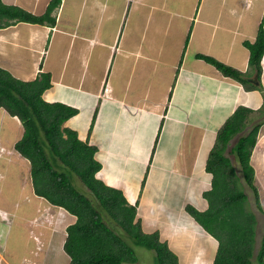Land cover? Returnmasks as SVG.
<instances>
[{
    "label": "crops",
    "instance_id": "1",
    "mask_svg": "<svg viewBox=\"0 0 264 264\" xmlns=\"http://www.w3.org/2000/svg\"><path fill=\"white\" fill-rule=\"evenodd\" d=\"M1 1L41 15L51 0ZM50 15L53 20L42 22L5 19L0 67L22 80L48 73L42 98L75 110L62 127L95 148V176L123 191L143 231H158L178 264H213L218 240L185 206H208L203 193L212 175L205 167L224 121L238 106L264 109V52L258 72L248 44L261 24L264 31V0H59ZM202 55L242 72L246 82L225 76ZM22 134L19 118L0 108V167L9 153L16 173L27 170L29 183V161L14 148ZM262 142L259 137L250 155L255 185L264 176ZM260 187L264 206V180ZM28 188L19 207L33 208L26 215L30 226L38 211L56 207L34 193L32 182ZM64 212V222H75ZM68 224L32 225L35 232L23 234L18 254L3 241L0 264H27L25 258L69 264L63 248Z\"/></svg>",
    "mask_w": 264,
    "mask_h": 264
},
{
    "label": "trees",
    "instance_id": "2",
    "mask_svg": "<svg viewBox=\"0 0 264 264\" xmlns=\"http://www.w3.org/2000/svg\"><path fill=\"white\" fill-rule=\"evenodd\" d=\"M58 3L59 0H51L43 14L35 15L0 0V25L7 24L9 19L28 22L53 20L50 14ZM248 44L250 65L260 72V58L264 52L262 24L256 41ZM201 57L225 76L246 82L242 72L212 57ZM48 86V73H41L32 80H22L0 67V108L17 116L22 123L23 134L14 148L29 161L34 193L76 216L75 222L66 227L63 243L64 251L70 257L69 264L135 263L137 256L128 243L130 241L153 250L156 264H178L177 255L166 242L160 240L158 231H143L141 220L136 217L137 209L128 203L123 191L95 176L100 167L94 158L95 148L78 139L75 131L62 127L75 110L60 102L44 100L42 92ZM252 111L238 106L216 133L205 167L212 174L211 188L203 193L208 202L207 208L199 211L192 205L185 206L186 211L218 240L213 264H250L253 254L257 220L246 205L247 196L240 188L234 165L225 154L229 140L249 123ZM259 127L260 123H255L247 134L238 136L229 149V153L240 163L245 181L253 188L257 204L258 191L253 184L250 155ZM47 151L79 176L93 193L95 202L74 186L69 170L57 168ZM119 227L131 238L130 241L118 233ZM256 257L259 264H264V233Z\"/></svg>",
    "mask_w": 264,
    "mask_h": 264
},
{
    "label": "rangeland",
    "instance_id": "3",
    "mask_svg": "<svg viewBox=\"0 0 264 264\" xmlns=\"http://www.w3.org/2000/svg\"><path fill=\"white\" fill-rule=\"evenodd\" d=\"M250 113L251 115H249V119H248L249 123L238 134H236L234 137H232L229 140L225 148L226 149L225 154H227V156L230 159V162L234 165L236 177L239 179L238 182L242 190L247 195L246 205L249 208V211H252L254 216H256L257 218L255 224V230H254V235L256 234L255 243L253 242L254 244L251 251L254 254L253 256L250 257V263L252 260L253 262L252 264H259L256 260L257 257L255 252L258 253V250L261 245L262 236L264 233V206L261 205L259 197H258L259 204L257 205L255 204L256 197L253 188L251 190L247 182L245 183V178L243 176V170L240 163L236 161L234 155L229 153L230 147L235 143L238 136L247 134V132L253 127L255 123H260L256 140H258V138L260 137V140L263 141L259 145V147L262 149L259 151L258 154L260 155V157H262V160H264V109H262V107L259 109H253V111ZM261 124L263 125L261 126ZM0 150H2V148H0ZM47 154L50 158H53L50 151H47ZM1 158L5 159L4 160L5 164H2V166L0 167V210H1V214L4 216V219L0 221V242L3 243V241H5L8 251L13 252L14 250H17L16 254H18V249L20 248L22 242L21 238L23 237V234H25L26 236L27 231L28 233L35 232L32 226L33 224L44 225V226H48L49 228H53L55 227V225L56 227H63L66 224H68L69 221L66 219L64 222L63 215H61L62 214L61 212H58L56 214V211H47L46 209L45 211L43 210L41 212L38 211V215L34 217L33 220H30V224L32 225L27 226L26 215L30 216V212H32L33 208L30 206H26V204H24L22 207H19L21 205V203L19 202L22 201L23 198L22 194H24L26 190L29 191L28 187L31 188V182L27 183L30 177L27 173V170H25V172H23L22 174H20V171L16 173V169L18 168H16L15 163L12 161L13 158L10 157L9 153H4ZM262 164H264V162H262ZM72 173L73 175H71L72 176L71 179L73 181L74 186H76L78 190H80L86 196L90 197L95 202L93 193L90 192L89 188L80 180L79 176H77L73 171ZM253 175H254V168H253ZM262 180H264V176L262 177V179L255 178L256 185L254 184L256 187H258V189L261 192L262 189L260 185H262ZM23 183L25 187H23ZM263 198H264V194H263ZM263 205H264V199H263ZM16 206L18 207L17 212L15 209ZM51 210L53 209L51 208ZM19 211H21V214L19 213ZM117 230L118 233L125 240L130 241L128 235L121 228H118ZM32 241L34 242V240ZM42 243L43 242H40L39 245H41ZM128 243H130L135 250L138 259L137 263L135 264H156L155 263L156 257L153 254L154 253L153 250L139 244L137 245L131 242ZM0 250H2V246H0ZM24 260L27 264H33V261H31V259L25 258ZM7 261L8 260H5L1 264H6ZM7 264H11V263L8 261Z\"/></svg>",
    "mask_w": 264,
    "mask_h": 264
},
{
    "label": "clouds",
    "instance_id": "4",
    "mask_svg": "<svg viewBox=\"0 0 264 264\" xmlns=\"http://www.w3.org/2000/svg\"><path fill=\"white\" fill-rule=\"evenodd\" d=\"M253 150V149H252ZM252 153V152H251ZM211 173V172H210ZM212 175V174H211ZM211 180H212V178H211ZM254 180V179H253ZM254 184V183H253ZM210 188H211V183H210ZM209 188V189H210ZM208 189V190H209ZM246 194V193H245ZM247 196V195H246ZM42 197V196H41ZM205 198V197H204ZM50 203V202H49ZM129 203V202H128ZM51 204V203H50ZM255 204L257 205V203H256V199H255ZM53 205V204H52ZM131 205H134L135 207H136V205L135 204H132L131 203ZM53 206H55L56 208H55V210H56V214L58 213V212H61L62 214L61 215H65V212L64 211H62L61 210V208L62 209H65V208H63L62 206H56V205H53ZM65 211H67L66 209H65ZM67 212H69V211H67ZM70 213V212H69ZM72 214V213H71ZM0 216H1V218H0V221L1 220H3L4 219V216L1 214V210H0ZM192 216V215H191ZM136 217H137V213H136ZM193 217V216H192ZM256 217V216H255ZM256 220H257V218H256ZM71 224V223H70ZM35 227L36 226H41V225H36V224H33ZM69 225V224H68ZM67 225V226H68ZM66 226V227H67ZM202 226V225H201ZM48 227V226H47ZM66 227H65V231H66ZM120 228V227H119ZM125 232V231H124ZM66 234H67V231H66ZM66 234H65V237H66ZM128 238H130L129 236H128ZM131 239V238H130ZM36 241V240H35ZM131 242V241H130ZM132 243V242H131ZM0 246H2V249H3V243L2 242H0ZM38 247H40V246H38ZM138 260V259H137ZM133 264V263H132Z\"/></svg>",
    "mask_w": 264,
    "mask_h": 264
},
{
    "label": "bare ground",
    "instance_id": "5",
    "mask_svg": "<svg viewBox=\"0 0 264 264\" xmlns=\"http://www.w3.org/2000/svg\"><path fill=\"white\" fill-rule=\"evenodd\" d=\"M115 184V183H114ZM152 184V183H151ZM151 193V192H150ZM62 209V208H61ZM49 210V209H48ZM63 210V209H62ZM53 211V210H52ZM63 211H65V210H63Z\"/></svg>",
    "mask_w": 264,
    "mask_h": 264
}]
</instances>
